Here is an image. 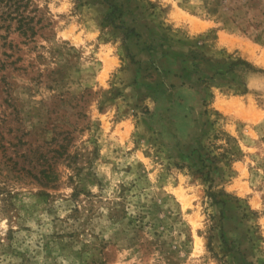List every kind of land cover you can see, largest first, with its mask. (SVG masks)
<instances>
[{
    "label": "rangeland",
    "instance_id": "obj_1",
    "mask_svg": "<svg viewBox=\"0 0 264 264\" xmlns=\"http://www.w3.org/2000/svg\"><path fill=\"white\" fill-rule=\"evenodd\" d=\"M0 264H264V0H0Z\"/></svg>",
    "mask_w": 264,
    "mask_h": 264
},
{
    "label": "trees",
    "instance_id": "obj_2",
    "mask_svg": "<svg viewBox=\"0 0 264 264\" xmlns=\"http://www.w3.org/2000/svg\"><path fill=\"white\" fill-rule=\"evenodd\" d=\"M216 202H218V201H216Z\"/></svg>",
    "mask_w": 264,
    "mask_h": 264
}]
</instances>
